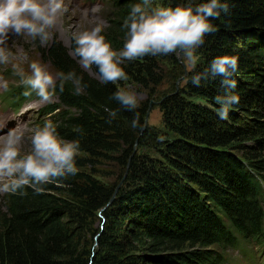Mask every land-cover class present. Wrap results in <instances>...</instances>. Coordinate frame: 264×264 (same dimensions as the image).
<instances>
[{
    "label": "trees",
    "instance_id": "obj_1",
    "mask_svg": "<svg viewBox=\"0 0 264 264\" xmlns=\"http://www.w3.org/2000/svg\"><path fill=\"white\" fill-rule=\"evenodd\" d=\"M109 2L102 34L119 50L123 20L141 0ZM162 2L175 7L187 0ZM222 2L229 12L210 21L217 31L198 49L195 71L216 56H237L231 91L239 104L221 119L214 102L225 91L220 78L197 87L188 71L185 84L160 101L163 127L173 138L155 147L158 130L133 129V112L120 109L108 122L104 108L119 107L111 99L117 86L101 83L95 66L96 76L84 70L71 53L74 43L35 44L56 74L75 71L86 85L76 94L70 81L60 91L57 80L56 101L40 110L62 138L79 141V171L44 185L42 194L31 188L24 195L1 194L0 264H219L237 241L231 226L246 242L264 236V0ZM165 58L178 64L173 54L126 61L127 82L153 95L165 78L159 64ZM25 90L20 82L5 98L20 105L36 96L25 97ZM148 103L137 109L143 125ZM146 148L156 149L162 161L141 153ZM101 162L116 165L118 181L107 185L95 177Z\"/></svg>",
    "mask_w": 264,
    "mask_h": 264
},
{
    "label": "clouds",
    "instance_id": "obj_2",
    "mask_svg": "<svg viewBox=\"0 0 264 264\" xmlns=\"http://www.w3.org/2000/svg\"><path fill=\"white\" fill-rule=\"evenodd\" d=\"M66 10L64 0H0V64L7 65L16 59V54L8 47L12 37L38 39L41 45H46ZM228 12V3L222 0H204L200 3L187 0V3L175 7H153L152 0H141L131 6L123 20L122 27L126 32L119 50L102 34V21L74 31L73 56L78 58L80 66L89 72L95 66L101 83L117 86L111 99L119 107L104 108L109 116L108 122L111 123L123 109L134 113L131 127L143 129L141 114L137 111L141 103L138 92L130 85L120 86L119 83L129 80L122 65L145 56L170 54H175L192 72L191 82L194 86L200 87L202 82L220 78V85L225 91L214 97V102L218 105V116L228 119L232 106L240 101L239 95L231 91L237 87L234 75L238 70V57L227 54L216 56L208 67L195 71L200 61L198 49L204 44L206 36L217 31L210 21ZM12 67L25 86L23 95L30 97L35 93L41 103L53 100L57 80L60 91L69 81L76 94H81L86 87L82 83L83 78L77 76L75 71L53 76L39 61L29 63L28 73L20 63H13ZM23 141L24 132L19 126L0 136V193L24 195L23 190L31 188L36 194H42L44 185L59 183L63 178L78 173L76 158L80 143L62 138L51 119L32 129L27 150H24Z\"/></svg>",
    "mask_w": 264,
    "mask_h": 264
},
{
    "label": "rangeland",
    "instance_id": "obj_3",
    "mask_svg": "<svg viewBox=\"0 0 264 264\" xmlns=\"http://www.w3.org/2000/svg\"><path fill=\"white\" fill-rule=\"evenodd\" d=\"M109 1L110 0H64V5L67 10L63 13L57 28L53 30V37L51 40L58 39L64 45L69 46L74 43L72 40V33L74 31L90 27L99 21L104 23L105 29L108 25L106 16L109 13ZM162 1L163 0H157L156 5L164 6ZM37 42L40 41L38 39L32 40L29 37H12L8 42V47L14 54H16V59L12 60L7 65L0 64V136L7 133L9 129L19 126L24 132V150H27L30 146L32 129L37 125L41 126L44 123L43 119H50L40 113V110L47 103H41L39 98L35 96L28 98L20 108L15 109L11 104H7L8 102L5 100L3 91L8 92L12 86L19 85L20 82H22L21 77L12 67L13 63H20L25 73H28L29 63L33 60L39 61L51 74H53V76H56L55 70L48 62L42 60L38 54L35 45ZM71 53L73 54V52ZM173 55L177 59L178 64H175L170 58H165L160 61V69L164 72L165 78L156 87L153 95H149L146 90L142 89L135 83L127 81L119 82L120 86H132L138 92L141 102L145 100L149 101L146 112L147 115L145 114L146 122L147 125L157 129L159 133V138L153 145L154 147L161 145L163 139L170 140L173 138V134L166 131L163 127L160 101L165 94L174 92L185 84V76L188 72L180 59H178L175 54ZM21 57H23L22 60L20 59ZM76 59L78 60V58ZM87 72L96 76L92 70ZM54 101H56L55 96L51 102ZM27 108L29 109L26 110ZM237 111L239 112L241 110L237 109ZM8 118L12 120V125L9 127ZM142 151L148 156L162 161L156 149L146 148L144 150L141 149V153ZM231 153L234 156L239 157V153L236 151H232ZM95 168L97 169L95 177L101 182L109 185L114 181H118L117 175L119 174V171L114 163L101 162L100 165ZM86 172L89 173L90 169H87ZM1 194L2 193H0V196ZM243 249L244 251H241L239 247L228 248L222 254L226 257L225 263L223 264H264V246L262 244L247 243L244 245ZM197 251L202 252L203 249H197ZM249 251L254 252H250L249 256H247Z\"/></svg>",
    "mask_w": 264,
    "mask_h": 264
},
{
    "label": "bare ground",
    "instance_id": "obj_4",
    "mask_svg": "<svg viewBox=\"0 0 264 264\" xmlns=\"http://www.w3.org/2000/svg\"><path fill=\"white\" fill-rule=\"evenodd\" d=\"M65 13V12H64ZM29 108H27L26 110H28ZM12 125V120L8 118V127Z\"/></svg>",
    "mask_w": 264,
    "mask_h": 264
},
{
    "label": "water",
    "instance_id": "obj_5",
    "mask_svg": "<svg viewBox=\"0 0 264 264\" xmlns=\"http://www.w3.org/2000/svg\"><path fill=\"white\" fill-rule=\"evenodd\" d=\"M147 115V113H146ZM147 125V122H146V117H145V121H144V127Z\"/></svg>",
    "mask_w": 264,
    "mask_h": 264
}]
</instances>
